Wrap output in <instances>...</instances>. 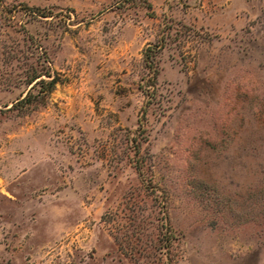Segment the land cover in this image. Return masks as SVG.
Returning <instances> with one entry per match:
<instances>
[{"label":"rangeland","instance_id":"obj_1","mask_svg":"<svg viewBox=\"0 0 264 264\" xmlns=\"http://www.w3.org/2000/svg\"><path fill=\"white\" fill-rule=\"evenodd\" d=\"M0 264H264V0H1Z\"/></svg>","mask_w":264,"mask_h":264},{"label":"trees","instance_id":"obj_2","mask_svg":"<svg viewBox=\"0 0 264 264\" xmlns=\"http://www.w3.org/2000/svg\"><path fill=\"white\" fill-rule=\"evenodd\" d=\"M1 1V0H0ZM32 15L47 16L39 7H29ZM161 52V45H148L143 50V61L145 69L147 70L146 77H143L140 83L144 94L148 98L154 97V88L156 79L159 74V53ZM59 77L52 70H36L33 69L27 76V84L30 85L26 93L13 103L12 107L17 109H24L28 106H37L43 104L46 97L53 91L56 84L59 82ZM153 90V91H152ZM143 124H139L130 139L131 148L134 154V167L140 180L146 185L151 184V176L148 175V168L146 165V158L142 155V146L139 136H142L144 131ZM169 233V234H168ZM166 232V240L175 238L170 232Z\"/></svg>","mask_w":264,"mask_h":264}]
</instances>
